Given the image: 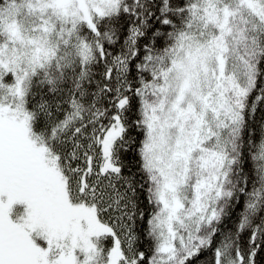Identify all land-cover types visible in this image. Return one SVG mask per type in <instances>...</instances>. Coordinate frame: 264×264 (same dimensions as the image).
I'll use <instances>...</instances> for the list:
<instances>
[{
  "label": "snow or ice",
  "instance_id": "1",
  "mask_svg": "<svg viewBox=\"0 0 264 264\" xmlns=\"http://www.w3.org/2000/svg\"><path fill=\"white\" fill-rule=\"evenodd\" d=\"M0 264H264V0H0Z\"/></svg>",
  "mask_w": 264,
  "mask_h": 264
},
{
  "label": "trees",
  "instance_id": "2",
  "mask_svg": "<svg viewBox=\"0 0 264 264\" xmlns=\"http://www.w3.org/2000/svg\"><path fill=\"white\" fill-rule=\"evenodd\" d=\"M247 236V233H245V237Z\"/></svg>",
  "mask_w": 264,
  "mask_h": 264
}]
</instances>
